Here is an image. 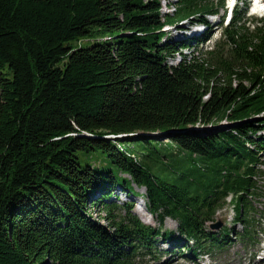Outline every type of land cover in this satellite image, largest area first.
<instances>
[{
	"label": "trees",
	"instance_id": "obj_1",
	"mask_svg": "<svg viewBox=\"0 0 264 264\" xmlns=\"http://www.w3.org/2000/svg\"><path fill=\"white\" fill-rule=\"evenodd\" d=\"M225 6L0 0V264H143L164 251L196 262L233 235L249 251L262 242L264 16L237 8L198 53ZM184 20L206 31L164 30ZM134 184L159 226L111 199ZM229 197L241 230L210 229Z\"/></svg>",
	"mask_w": 264,
	"mask_h": 264
},
{
	"label": "rangeland",
	"instance_id": "obj_2",
	"mask_svg": "<svg viewBox=\"0 0 264 264\" xmlns=\"http://www.w3.org/2000/svg\"><path fill=\"white\" fill-rule=\"evenodd\" d=\"M231 0H226V6L225 7H221V9L219 10L218 14H212V15H208V21L211 23V35L209 36V39L204 41L203 43H200L197 47L198 53H202L205 52L206 50L212 48L214 46V44L216 43L217 40H219L221 38V34L223 32V25L220 24V20L223 18V14L226 11V8L229 4ZM175 2L176 0H160L161 6H162V12L164 15H166L167 13H171L173 14L175 11ZM249 4H244L243 0L242 2L240 1L239 4V9H247L248 13L247 15H251V14H255L253 11H251L249 9V7H247ZM262 14H264V12H262ZM255 15L261 16L260 13H257ZM189 26V29H187V32L184 33L183 31H185ZM191 27V28H190ZM206 26L199 24V23H195L194 21L192 22V20H184L182 22H180L177 25H172V24H167V26L164 28V30L166 32H168L169 35L174 36L175 39L176 38H185L189 37L190 35H194V34H198V33H202L204 31H206ZM184 29V30H183ZM203 30V31H202ZM197 32V33H196ZM179 34V35H178ZM182 34H185L184 36H182ZM81 44H89L91 43L89 40L87 39H83L80 41ZM184 53L188 54V56L191 55V48H185L183 50ZM175 58H170L169 61L172 64H176L179 61V54L175 55ZM64 63L62 62L60 65H63ZM225 122H223V124H225ZM260 133L264 134V130L261 131ZM168 140H165V142H167ZM264 160V157L263 159ZM98 163L104 165V166H112V164L109 162L108 158L106 157H100V159L98 160ZM263 171H264V164H262L260 166ZM128 176V175H125ZM259 186L260 188L263 190L262 195L259 197L261 200L260 201H256V205L259 204V206L264 207V175L261 177V179H259ZM135 188L136 193H129L128 195H126L127 193L116 189L115 191L118 193V199H116V197L111 198L112 200L118 202V203H122L125 201L128 202H132L134 203V212L136 214L139 215V217L142 219L143 222L147 223V224H151L153 226H159V219L157 216H154L148 209H147V204H146V197L145 194L147 193V189L146 187H139L136 184L133 185ZM114 191V194H116ZM141 198V199H139ZM145 201V202H144ZM141 203H145V208H143V206L141 205ZM255 204V203H254ZM235 202L234 199L232 197H229L227 199V206L223 209H221L220 211H218L216 218L214 220V222H218L221 223V226L217 229H214V231H218L221 230L222 228H224L225 226H229V227H234L237 230H241V224H236L235 222ZM150 212L147 213V211ZM92 212H93V216L95 218L100 219L103 223L107 224L108 221L104 219V212H99L98 208H92ZM214 222H209L208 223V227L210 228L211 223ZM178 222L177 220H174L172 218H166L164 221V228L165 229H169V230H175L177 231L178 229ZM261 226L264 225L262 224ZM211 229V228H210ZM260 236L262 237V242L258 244V246L255 247H251V250L249 251L248 248H246V246L242 243V242H238L237 239H235V236L233 235L234 238V242L232 241L227 247L226 249H222V250H217L215 252H213L211 255L208 254L206 256H200L199 258H197L196 262H191V261H187L186 259H178L177 257V253H166L164 251V253L162 254V257L160 260H154L151 259L150 257H146L145 261H143V264H165L168 260L172 261V262H177L176 260H179L180 262L184 263V264H264V233L262 232V234H260ZM161 248H170L169 245L167 244H161ZM141 262V261H140ZM176 264V263H174Z\"/></svg>",
	"mask_w": 264,
	"mask_h": 264
},
{
	"label": "water",
	"instance_id": "obj_3",
	"mask_svg": "<svg viewBox=\"0 0 264 264\" xmlns=\"http://www.w3.org/2000/svg\"><path fill=\"white\" fill-rule=\"evenodd\" d=\"M111 137H118V136H111ZM221 226V223H218V222H214V223H211V225H210V228L212 229V230H214V229H217V228H219Z\"/></svg>",
	"mask_w": 264,
	"mask_h": 264
},
{
	"label": "bare ground",
	"instance_id": "obj_4",
	"mask_svg": "<svg viewBox=\"0 0 264 264\" xmlns=\"http://www.w3.org/2000/svg\"><path fill=\"white\" fill-rule=\"evenodd\" d=\"M175 10H176V7H175ZM175 12V11H174ZM141 205L143 206V208H145V205L144 203H141ZM146 209V208H145ZM147 211V210H146ZM148 213V212H147ZM150 214V213H149Z\"/></svg>",
	"mask_w": 264,
	"mask_h": 264
}]
</instances>
